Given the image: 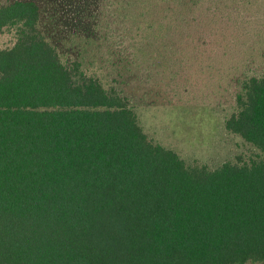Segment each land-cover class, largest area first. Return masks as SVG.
<instances>
[{
    "label": "trees",
    "instance_id": "16d2710c",
    "mask_svg": "<svg viewBox=\"0 0 264 264\" xmlns=\"http://www.w3.org/2000/svg\"><path fill=\"white\" fill-rule=\"evenodd\" d=\"M98 1L0 0V264H264V75L225 119L252 157L188 164L92 72Z\"/></svg>",
    "mask_w": 264,
    "mask_h": 264
},
{
    "label": "rangeland",
    "instance_id": "374dc122",
    "mask_svg": "<svg viewBox=\"0 0 264 264\" xmlns=\"http://www.w3.org/2000/svg\"><path fill=\"white\" fill-rule=\"evenodd\" d=\"M94 10L92 72L123 91L150 138L188 164L252 157L225 119L241 82L264 75V0H99ZM14 43L0 35V49Z\"/></svg>",
    "mask_w": 264,
    "mask_h": 264
}]
</instances>
